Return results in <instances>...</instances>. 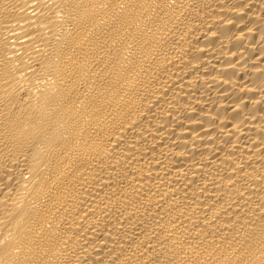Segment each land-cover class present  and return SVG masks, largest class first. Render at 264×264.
I'll list each match as a JSON object with an SVG mask.
<instances>
[{
    "label": "bare ground",
    "instance_id": "obj_1",
    "mask_svg": "<svg viewBox=\"0 0 264 264\" xmlns=\"http://www.w3.org/2000/svg\"><path fill=\"white\" fill-rule=\"evenodd\" d=\"M0 264H264V0H0Z\"/></svg>",
    "mask_w": 264,
    "mask_h": 264
}]
</instances>
